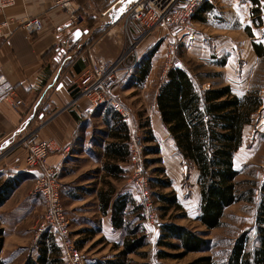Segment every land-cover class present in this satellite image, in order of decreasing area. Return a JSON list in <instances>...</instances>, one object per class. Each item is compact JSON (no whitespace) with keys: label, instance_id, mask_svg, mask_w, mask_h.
Segmentation results:
<instances>
[{"label":"rangeland","instance_id":"1","mask_svg":"<svg viewBox=\"0 0 264 264\" xmlns=\"http://www.w3.org/2000/svg\"><path fill=\"white\" fill-rule=\"evenodd\" d=\"M108 1L110 0H91L92 3H88L87 8L82 9V14L86 16L90 25L95 24L94 27L97 23L100 25L91 39L100 35L104 26L118 18L136 0H123L106 18H101V12L110 3ZM89 4L94 6L93 11ZM208 4L212 8L210 12L202 14L205 22L192 19L189 27L176 35L177 43L171 66H179L187 70L202 89L229 85L238 95L258 92L264 99V56L259 57L252 45V42H255L257 45L264 46V26L258 29L254 24V21H259V18L252 13L254 7L252 1L211 0ZM263 9L261 7L259 16L263 19L262 22L264 21ZM246 27H251L252 37L245 30ZM169 40L170 37L164 30H156L153 35L142 41L137 50L138 65L129 69L127 76L121 80L119 91L122 104L130 111L128 124L135 130L136 135L144 140L145 176L150 179L152 195V209L148 210L144 205L146 218L148 212L152 210L157 215L156 228H154L156 232L152 227L147 226V219L144 223L150 244L142 251L148 253V261L151 264H187L201 256H213L218 264H224L233 243L245 232L249 237L248 249L252 250L256 229V202L241 201L228 208L222 227L215 230H207L197 220L201 204L197 169L185 161L176 150L173 140L161 122L156 104L159 87L165 81L169 71L167 70ZM147 61H151V72L147 80L139 84L138 72ZM91 126H93L92 130L88 134L96 137V143L103 142L100 133L104 127L101 120L95 118ZM151 137L154 141L148 140ZM151 147H158L160 154L146 155ZM94 149L97 154H91L92 159L89 158L86 161L83 158H71L72 163L64 170L65 180L62 181L61 197L67 214L72 220V229H76L75 234L83 230L98 231L99 227L103 226V215L99 211L95 193L102 187V161L98 154L100 149L97 146ZM235 167L240 172L237 179L240 183V191L264 182V106L255 114L253 123L245 129L244 144L235 156ZM158 169H163L164 173L159 172ZM130 177L129 171L122 180L114 182L119 192L125 190ZM152 179L171 181L172 187L165 189L153 187ZM80 187H84L87 191H78ZM70 192L73 195H79L80 198L71 199ZM157 192L174 193L183 206V211L171 210L167 216L163 217V211L160 210L161 203L157 202L154 195ZM255 195L257 197L258 193L256 192ZM136 199H138L137 196ZM138 203L142 204L139 201ZM44 205L45 202L38 197L32 203L27 217H23V222L15 223V220H12L6 225L15 234L13 238H18V240L14 238L17 242L9 240V245L7 244L4 257L8 264H22L28 258H37V243L42 235L38 236V229L45 213ZM19 223L21 226L16 228V224ZM162 223H175L201 233L206 239L212 240L214 248L204 253H190L183 259L157 260L156 242L160 233L159 226ZM45 232L54 235L62 255L60 242L55 232L53 230ZM89 234V232L87 235L79 236L78 234L76 242L89 239ZM109 234L106 233L104 238H101L102 235H97L92 241L88 240L85 249L90 253V262L116 255L113 250L116 244L113 239L116 236L111 237ZM118 235H120L118 241L121 242L123 233L119 232ZM100 239L104 241L97 245ZM11 243L13 245H10ZM10 246L13 248L10 249ZM15 246L18 249L10 254ZM130 259L135 262L143 261L135 254Z\"/></svg>","mask_w":264,"mask_h":264},{"label":"trees","instance_id":"2","mask_svg":"<svg viewBox=\"0 0 264 264\" xmlns=\"http://www.w3.org/2000/svg\"><path fill=\"white\" fill-rule=\"evenodd\" d=\"M116 1L108 4L106 9ZM251 1L254 6L252 13L259 18L254 24L259 28L263 26L262 18L259 17L261 4L259 0ZM211 8L205 3L195 13L193 20L205 22L202 14L210 12ZM245 30L252 35L251 27H246ZM254 50L259 57L264 56L263 45L254 43ZM133 62L132 57L129 64L132 65ZM150 72L151 61H147L138 72L139 84L147 80ZM156 104L161 122L173 140L176 150L198 171L201 204L197 220L203 227L207 230L221 228L228 208L241 201L256 202V229L252 250L248 249L249 237L245 232L233 243L224 264H264V182L240 191V183L237 181L240 172L235 167V156L244 144L245 129L253 123L255 114L264 106L261 93L249 92L238 95L229 85L213 86L204 90L196 84L187 70L173 66L159 87ZM102 114L107 130L101 131V134L109 142L104 148L102 187L97 195L100 211L103 215L110 214L113 229L121 231L124 239L121 243L114 244V250H119L116 255L111 258L96 259L89 264H151L148 261V253L142 251L150 244L144 224L145 207L138 203L128 186L124 191L119 192L114 184V181L122 180L127 173L120 164L127 163L130 156L128 146L130 127L118 112L110 108L104 109ZM148 140L154 141L153 137ZM148 150L149 153L146 155L160 154L158 147H151ZM158 171L164 173L163 169ZM151 183L153 187L164 189L172 187L171 181L163 179H152ZM15 187L8 182L0 187V207L12 196ZM78 191L84 192L87 189L80 187ZM154 195L157 202L161 203L160 210L163 211V217L171 210L183 211V206L174 193L157 192ZM69 197L74 200L80 198L72 192L69 193ZM133 215L134 217L131 218ZM159 229L156 242L157 260L183 259L190 253H204L214 248L212 240L185 226L162 223ZM88 232L89 239L77 242L80 248H84L88 240H92L100 229L81 231V233ZM53 236L49 235V232L43 233L37 243V258H28L25 264H64L61 251L55 242L56 238L54 239ZM5 240V230L0 228V264H4L1 255ZM103 241L100 239L96 244ZM132 254L139 256L143 261H133L130 259ZM187 264L218 263L213 256H201Z\"/></svg>","mask_w":264,"mask_h":264},{"label":"crops","instance_id":"3","mask_svg":"<svg viewBox=\"0 0 264 264\" xmlns=\"http://www.w3.org/2000/svg\"><path fill=\"white\" fill-rule=\"evenodd\" d=\"M111 1L113 2L110 0L108 3L111 4ZM259 1L264 8V0ZM78 3L84 10L87 4L92 2L78 0ZM91 8L93 11L94 6ZM82 13V10L78 13L82 18L76 21L67 12L56 7L55 0H21L17 6L5 13H0V24L7 16L21 19L25 16L39 17L44 24L43 32L31 39L26 38L23 29L16 31L10 46L5 44V38L0 39V74L5 75L12 82L16 87L18 98L24 102L17 109L10 102L0 105V187L6 182L16 186L12 196L0 207V228L7 233L1 255L4 264H8L4 254L9 240H18L17 237L13 238L15 234L6 225L12 220H15V223L23 222V217H27L32 203L38 197L44 202L43 197L33 193L39 172L30 169L26 162L27 147L30 143L55 139L64 146L70 147L69 154H51L47 159V165L55 167L56 176L61 184L65 180V168L72 163L71 158H83L87 161L91 158V154H97L95 146L100 149L98 154L102 161L103 175L104 148L109 140L100 133L104 141L96 143V137L88 133L92 130L91 125L95 118L101 120L104 127L102 131L107 130L103 122L104 109L87 110L85 101L81 99L75 103L77 96L75 84L84 68L78 55L84 50L86 42L95 34L99 25L97 23L96 27H91L92 25ZM18 28L17 25H12V29ZM254 43L252 42L253 48ZM17 129L18 131L15 132ZM120 166L128 175L130 168L127 163ZM128 187L135 195L132 187L129 185ZM99 190L95 192L96 195ZM98 206L100 211L99 199ZM68 217L70 219L69 214ZM133 217L134 215L131 218ZM102 225L97 235H102L101 238H104L106 233H110L111 237L116 236L113 241L117 244L123 241H118L120 236L118 233L122 232L113 229L110 214L103 215ZM19 226L21 223L16 224V228ZM75 230L72 229L75 238L78 234L79 236L88 234L81 231L75 234ZM88 236L90 237V234ZM17 246L11 250L10 254L18 249ZM85 247L86 245L84 249ZM11 248L13 246H10ZM115 252L117 254L119 250Z\"/></svg>","mask_w":264,"mask_h":264},{"label":"built area","instance_id":"4","mask_svg":"<svg viewBox=\"0 0 264 264\" xmlns=\"http://www.w3.org/2000/svg\"><path fill=\"white\" fill-rule=\"evenodd\" d=\"M20 1L0 0V13L17 6ZM122 1L117 0L111 7L105 9L100 14L101 18H106ZM210 1L136 0L118 18L104 26L99 36L88 39L84 50L78 55L84 68L75 84L77 92L75 103L80 99L84 100L87 110L110 108L129 123L130 111L122 104L118 89L129 69L138 65L137 50L142 41L153 35L156 30H164L170 37L167 70L172 68L177 43L176 35L187 29L198 9ZM55 4L74 20L82 18L78 13L83 8L78 0H55ZM12 25H17L19 28L14 30ZM19 29H23L26 38L31 39L43 32L44 24L39 17L25 16L21 19L7 16L0 24V39L5 38V44L10 46L13 35ZM132 57L134 62L130 65L129 61ZM5 102L12 103L16 109L24 104L22 99L18 98L16 87L12 82L5 75L0 74V105ZM130 128L131 138L128 142L130 156L127 165L131 177L128 185L134 187L132 189L137 200L150 210L152 195L150 179L145 176L144 140L136 135L131 126ZM17 131L18 129L15 132ZM70 151V147L64 146L55 139L39 140L30 143L27 147V165L30 169L39 172L33 193L43 197L45 202V213L38 229V236L45 231L53 230L60 242L64 264H89L90 253L79 247L73 235L71 222L62 202V184L56 176V169L47 165V159L51 154H69ZM156 218V212L153 210L148 212L147 226L152 227L155 232Z\"/></svg>","mask_w":264,"mask_h":264}]
</instances>
